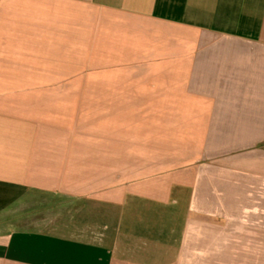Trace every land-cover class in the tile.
<instances>
[{"label": "crops", "instance_id": "obj_1", "mask_svg": "<svg viewBox=\"0 0 264 264\" xmlns=\"http://www.w3.org/2000/svg\"><path fill=\"white\" fill-rule=\"evenodd\" d=\"M0 264H264V0H0Z\"/></svg>", "mask_w": 264, "mask_h": 264}]
</instances>
